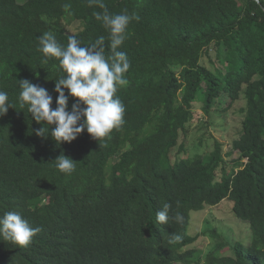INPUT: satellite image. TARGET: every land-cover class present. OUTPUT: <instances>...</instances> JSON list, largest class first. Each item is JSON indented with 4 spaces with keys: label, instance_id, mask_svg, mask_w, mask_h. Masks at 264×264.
<instances>
[{
    "label": "trees",
    "instance_id": "16d2710c",
    "mask_svg": "<svg viewBox=\"0 0 264 264\" xmlns=\"http://www.w3.org/2000/svg\"><path fill=\"white\" fill-rule=\"evenodd\" d=\"M104 3L110 13L140 16L119 49L131 64L117 92L125 123L104 141L85 130L57 144L51 127L47 137L35 134L48 125L20 107L17 82L47 89L55 108L63 69L56 58L43 63L37 38L51 31L66 47L69 35L81 46L104 36L109 55V34L93 16L102 10L87 0H0V89L12 104L0 116V216L17 210L42 229L27 248L0 240V264H264V8L255 0ZM74 23L80 28L70 34L64 25ZM211 48L214 71L201 64ZM240 99L244 118L231 151L224 155L215 142L209 153L180 157L194 104L210 118ZM73 103L69 97L68 110ZM61 154L76 162L71 175L55 167ZM225 199L249 225L251 241L228 246L213 232L216 249L228 247L230 256L209 252L200 262L191 248L199 235L187 232L190 213ZM164 203L184 216L182 224L157 222Z\"/></svg>",
    "mask_w": 264,
    "mask_h": 264
},
{
    "label": "clouds",
    "instance_id": "9594fccd",
    "mask_svg": "<svg viewBox=\"0 0 264 264\" xmlns=\"http://www.w3.org/2000/svg\"><path fill=\"white\" fill-rule=\"evenodd\" d=\"M255 2L264 8L262 0ZM87 3L89 7L102 10L94 12L93 16L109 34L110 54L106 55L104 36L88 46H81V41L75 35H69L65 47L51 31H45L37 38V50L43 54L44 64L50 58H56L64 73L55 79L53 91L58 94L55 108L52 107L53 97L47 89L26 79L17 82L20 107L27 106L28 113L36 123L48 125L40 127L35 134L47 137L51 127V138L57 144L70 143L85 130L92 139L104 141L110 138L114 129H119L125 123V104L117 92L128 84L126 73L131 64L126 52L119 49L128 37L129 25L133 21L138 22L140 16L129 14L127 9L117 14L110 13L104 0H87ZM62 8L67 12L71 4L64 3ZM69 97L75 98L71 110H68ZM9 107L12 104L8 92L0 89V116L5 115ZM54 162L55 167L66 175H71L76 169V162L63 154ZM170 213L171 204L164 203L155 214L157 222L161 225H167L170 220L178 224L184 222L180 212ZM41 230L30 225L17 210H8L0 216V240L20 247L27 248ZM174 239L180 240L181 237L175 235Z\"/></svg>",
    "mask_w": 264,
    "mask_h": 264
},
{
    "label": "rangeland",
    "instance_id": "374dc122",
    "mask_svg": "<svg viewBox=\"0 0 264 264\" xmlns=\"http://www.w3.org/2000/svg\"><path fill=\"white\" fill-rule=\"evenodd\" d=\"M64 28L73 34L80 28L79 23L64 25ZM201 64L207 69L214 71L216 67L215 50L211 48L208 56L201 60ZM245 107V101L240 99L234 103L230 110L226 112H213L208 118L202 114L201 104L193 105L194 119L188 137L183 140L180 137L179 144L186 146L185 153L180 157H190L194 154L204 155L213 150L215 142L223 146L224 155L231 151V140L236 137L240 130V124L244 118V113L240 110ZM235 153L231 157L224 156L230 161L236 158ZM233 203L225 199L215 207H206L203 211L192 212L189 216L187 232L190 237L199 235L198 240L191 246L200 251L199 260H204L209 252H216L219 256H230L228 247L223 250L216 249L220 240L213 237L212 233H217L221 240L231 246L234 242H240L247 246L251 241L249 225L236 219L232 215Z\"/></svg>",
    "mask_w": 264,
    "mask_h": 264
}]
</instances>
